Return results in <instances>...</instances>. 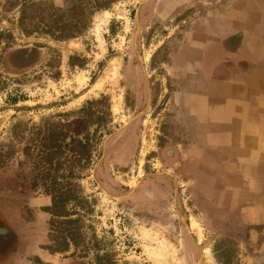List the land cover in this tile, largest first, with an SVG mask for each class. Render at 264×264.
Wrapping results in <instances>:
<instances>
[{
  "label": "rangeland",
  "instance_id": "1",
  "mask_svg": "<svg viewBox=\"0 0 264 264\" xmlns=\"http://www.w3.org/2000/svg\"><path fill=\"white\" fill-rule=\"evenodd\" d=\"M93 2L0 0V217L25 230L0 264H264V78L212 83L202 61L264 0ZM80 11L73 37L41 32ZM151 177L160 220L128 201Z\"/></svg>",
  "mask_w": 264,
  "mask_h": 264
},
{
  "label": "crops",
  "instance_id": "2",
  "mask_svg": "<svg viewBox=\"0 0 264 264\" xmlns=\"http://www.w3.org/2000/svg\"><path fill=\"white\" fill-rule=\"evenodd\" d=\"M255 13L256 11L253 10L243 13L245 15L244 20L236 23L233 28H228L226 31L217 33L215 37L213 36L214 38H217V41L209 44V49L207 48L208 50L205 52L204 57H202V61H204L206 66H208L209 63H221L222 75L227 73V77L211 74L209 77L213 82L225 83L236 78L239 79L240 83L242 84V82L246 81L248 78L254 79L253 77H255V79L258 80L264 78V27L261 28L263 35L261 36L260 40H258L256 38L255 26L257 24L260 25V21H255V19H252L255 17ZM235 15L237 14L235 13ZM224 54H226V57H228L223 61L221 60L220 56L222 57ZM226 61L228 63L226 66L228 72H226L225 69ZM240 63L247 65L245 68H241L239 66ZM254 63L261 64V68L258 70L255 69ZM248 64L250 65L248 66ZM235 68H238L237 70L239 71L234 72L231 70ZM260 90L261 88L258 92H253V94H261ZM229 95L230 91L222 89V98H227L226 102L224 101V104L227 106L234 102V100H232ZM240 100L241 99H237L238 102ZM244 103L246 102L244 101ZM232 108L240 110V107L238 106ZM251 108L254 110L255 106L253 105ZM244 110H246V107ZM236 119L239 120L240 118Z\"/></svg>",
  "mask_w": 264,
  "mask_h": 264
},
{
  "label": "flooded vegetation",
  "instance_id": "3",
  "mask_svg": "<svg viewBox=\"0 0 264 264\" xmlns=\"http://www.w3.org/2000/svg\"><path fill=\"white\" fill-rule=\"evenodd\" d=\"M256 3V2H255ZM257 5H259V3L257 2L255 5V11L257 9ZM261 7V6H260ZM258 7V11H256L257 13H260L261 15V21H264V10L262 11L261 8ZM208 49H205V52ZM29 51V50H28ZM204 54L202 57H204ZM17 58V61L19 62L22 59L26 58V54H22L20 53V55L14 56ZM15 58V59H16ZM210 82L213 83V81L210 79V77L207 78ZM151 94V92H150ZM130 135V131L129 132H125V134L122 135V137L127 138V136ZM116 143V142H115ZM121 144V143H119ZM118 144V145H119ZM113 145V144H112ZM117 145V146H118ZM115 146V147H117ZM137 150H130L127 152V156L124 160H120L117 158L116 154L113 157V161H115V163L119 166H129L130 164H132L133 160L132 157L135 156ZM113 153V151L111 150V146L106 145V156L111 155ZM189 164V168H187V171H192V170H196L194 167V164L192 162L188 163ZM128 168H123L124 173L127 172ZM201 170H204V168H200ZM199 170V169H198ZM134 171V170H132ZM105 180V184H109L106 187H116L117 189L120 187L113 181V179H111L109 177V174L105 173V176L103 177ZM170 180V179H169ZM154 182H153V177L151 178H145V179H140L138 184L134 187L133 191L131 192V194L128 197V201L131 202L136 208L141 209L140 212L142 213V215H145V217H156L158 220H160L162 213V209L160 207H155L153 204H151L152 206L149 208L148 207V203H152L155 200H158L160 198V194L163 192L159 191V189H153ZM119 195L122 194V192L117 193ZM150 200V202H149ZM31 203H29V205L27 206V208L29 209V211H32V209H34V202H32V200H30ZM149 209H148V208ZM134 210V209H133ZM137 210V209H136ZM6 215H8L7 220L3 219L2 217H0V254L6 249L5 247H3L4 245L8 244V247L6 249V252L8 253L6 256L5 255H0V262H4L6 261L9 257L10 254L9 252H19L21 251V249L23 248V245L25 244V230H22L21 226L19 225V222H16V218L14 219H9V212L7 210L4 211ZM3 220L5 222H3ZM28 220V219H27ZM29 224V225H28ZM31 220H29L27 222V224L25 225V227L30 226L31 227ZM34 225V224H33ZM31 230V232L29 231L28 233H32L33 229L29 228ZM34 235V233L32 234V236ZM28 237V236H26ZM32 238V237H30ZM5 248V249H4ZM5 256V257H4ZM79 264V262H77Z\"/></svg>",
  "mask_w": 264,
  "mask_h": 264
},
{
  "label": "trees",
  "instance_id": "4",
  "mask_svg": "<svg viewBox=\"0 0 264 264\" xmlns=\"http://www.w3.org/2000/svg\"><path fill=\"white\" fill-rule=\"evenodd\" d=\"M105 3H108L107 0H94L92 5L94 8H101L103 6H106ZM73 15L74 17L78 18L76 21H73V18H71L70 20L58 21L60 22V27L58 29L45 28L41 30V32L46 33L57 40L73 37L75 34L81 32V29H83L82 24L81 26H79L80 23L83 22L82 12L80 11L77 13H73Z\"/></svg>",
  "mask_w": 264,
  "mask_h": 264
},
{
  "label": "bare ground",
  "instance_id": "5",
  "mask_svg": "<svg viewBox=\"0 0 264 264\" xmlns=\"http://www.w3.org/2000/svg\"><path fill=\"white\" fill-rule=\"evenodd\" d=\"M166 252H167V249L165 247H162L158 251H153V250H150V249L148 251V253L151 256V258L154 259L157 262H164V260L166 258Z\"/></svg>",
  "mask_w": 264,
  "mask_h": 264
}]
</instances>
